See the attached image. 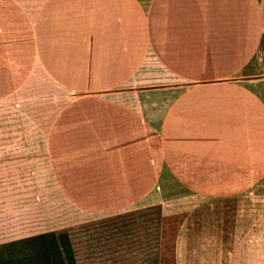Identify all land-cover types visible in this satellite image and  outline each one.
Returning <instances> with one entry per match:
<instances>
[{"label":"crops","instance_id":"crops-1","mask_svg":"<svg viewBox=\"0 0 264 264\" xmlns=\"http://www.w3.org/2000/svg\"><path fill=\"white\" fill-rule=\"evenodd\" d=\"M0 86V264H264V0H0Z\"/></svg>","mask_w":264,"mask_h":264},{"label":"rangeland","instance_id":"rangeland-1","mask_svg":"<svg viewBox=\"0 0 264 264\" xmlns=\"http://www.w3.org/2000/svg\"><path fill=\"white\" fill-rule=\"evenodd\" d=\"M23 71V70H22ZM21 69H17V76L20 77L22 74ZM35 82V81H34ZM29 83L25 87L21 88L19 90L20 94H18L19 102L21 104L22 108L28 109V111H35L38 113V108L42 105H46L45 100L41 101L39 99V92H40V85L38 82L35 83ZM19 86V85H17ZM2 88V86H0ZM42 102V103H41ZM51 106V104H48ZM47 105V106H48ZM259 187H264V182L262 184H259ZM54 191V190H52ZM35 207L31 210V219L34 221L32 230H36L37 226H39L40 222L42 220H47L45 218L46 212L45 210H48L49 214L54 215V207L56 206V197L54 195H51L50 193H46L45 195L40 198L39 201Z\"/></svg>","mask_w":264,"mask_h":264}]
</instances>
